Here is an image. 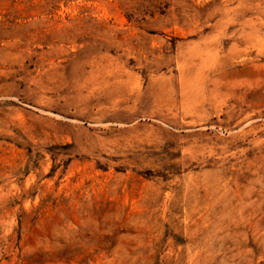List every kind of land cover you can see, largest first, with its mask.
Segmentation results:
<instances>
[{
    "label": "rangeland",
    "instance_id": "1",
    "mask_svg": "<svg viewBox=\"0 0 264 264\" xmlns=\"http://www.w3.org/2000/svg\"><path fill=\"white\" fill-rule=\"evenodd\" d=\"M0 264H264V0H0Z\"/></svg>",
    "mask_w": 264,
    "mask_h": 264
}]
</instances>
